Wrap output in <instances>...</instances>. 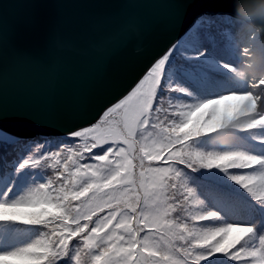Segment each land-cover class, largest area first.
Wrapping results in <instances>:
<instances>
[{"label": "snow or ice", "instance_id": "obj_1", "mask_svg": "<svg viewBox=\"0 0 264 264\" xmlns=\"http://www.w3.org/2000/svg\"><path fill=\"white\" fill-rule=\"evenodd\" d=\"M214 22L56 145L0 127V264H264V74Z\"/></svg>", "mask_w": 264, "mask_h": 264}, {"label": "water", "instance_id": "obj_2", "mask_svg": "<svg viewBox=\"0 0 264 264\" xmlns=\"http://www.w3.org/2000/svg\"><path fill=\"white\" fill-rule=\"evenodd\" d=\"M202 14L249 24L264 47V0H0V127L86 124Z\"/></svg>", "mask_w": 264, "mask_h": 264}, {"label": "rangeland", "instance_id": "obj_3", "mask_svg": "<svg viewBox=\"0 0 264 264\" xmlns=\"http://www.w3.org/2000/svg\"><path fill=\"white\" fill-rule=\"evenodd\" d=\"M205 41L209 43L210 47L216 48L218 51L228 49L233 46H238L242 51L244 48H249L248 45H240L238 42V33L230 27L220 24L216 21L212 24L211 28H205ZM241 39V38H240ZM249 56H241L238 68L245 72L248 76L264 74V59L261 57L264 51L260 52L259 47L256 50H249ZM250 65V67H249Z\"/></svg>", "mask_w": 264, "mask_h": 264}, {"label": "trees", "instance_id": "obj_4", "mask_svg": "<svg viewBox=\"0 0 264 264\" xmlns=\"http://www.w3.org/2000/svg\"><path fill=\"white\" fill-rule=\"evenodd\" d=\"M192 29V28H191ZM191 35V31L189 30L179 41H177L175 44H183L185 43L186 41L189 40V37ZM205 35V31L203 32V38L205 39L204 37ZM227 50V49H225ZM220 51L222 52H226V51H223L222 49H220ZM65 139V136H59V137H36V138H31L29 139V144L33 143V142H36V141H39V142H50V145H56L58 143H60L62 140ZM50 174V173H49Z\"/></svg>", "mask_w": 264, "mask_h": 264}]
</instances>
